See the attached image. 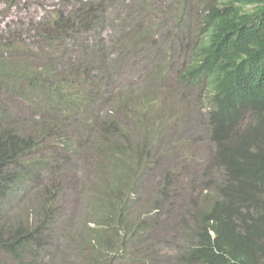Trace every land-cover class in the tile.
Listing matches in <instances>:
<instances>
[{
  "label": "trees",
  "instance_id": "trees-1",
  "mask_svg": "<svg viewBox=\"0 0 264 264\" xmlns=\"http://www.w3.org/2000/svg\"><path fill=\"white\" fill-rule=\"evenodd\" d=\"M73 1L78 5L67 15L58 12L48 19L47 28L36 29L47 48L57 52L42 71L31 67L29 57L45 54L26 53L32 49L19 47V33L8 27L0 31V250L24 264L38 255L57 257L61 245L76 243L78 264H109V257L115 264H165L156 257L151 236L158 226L156 207L145 203L147 209L134 208L142 199L146 178L158 166L151 153L154 143L147 140V131L146 136H138L121 124V117L134 111L136 120L149 123V110L167 97L158 94L162 80L156 69L151 76L158 80L154 98L147 99L143 89L125 84L117 92L107 91L114 86L115 70L125 72L134 57H141L146 34L119 30L107 48L97 36L106 14L103 4L109 6L111 0ZM199 31L205 42L201 39L193 62L177 83L186 88L208 86L205 123L215 147L216 170L214 184L200 189L203 197L188 198L190 223L179 222L176 228L181 255L177 250L173 260L177 264H264V0L205 1ZM87 33L94 37L90 46L81 41ZM7 35L16 38V44ZM202 49L209 54L208 61L201 59ZM31 98L49 105L43 122L13 106L14 99ZM57 106L71 109L68 119L57 114ZM80 110L92 116L105 112L81 123L82 133L70 135L67 126L78 119ZM99 122L104 124L101 137L109 145L98 139ZM56 125L63 129L50 140ZM162 128L153 124L152 135ZM84 149L102 156L83 157L85 164L80 157ZM75 158L90 173V189L97 193V210L90 220L85 218L84 231L77 238L64 224L70 202L59 183L61 176L64 182L73 177L69 167ZM164 186L160 182L154 191L162 196ZM130 241L134 249L128 248Z\"/></svg>",
  "mask_w": 264,
  "mask_h": 264
},
{
  "label": "rangeland",
  "instance_id": "rangeland-1",
  "mask_svg": "<svg viewBox=\"0 0 264 264\" xmlns=\"http://www.w3.org/2000/svg\"><path fill=\"white\" fill-rule=\"evenodd\" d=\"M205 1L211 2V0H185L180 9L177 10L180 6L178 3L175 10L172 11L169 0H111L109 6L104 5L106 14L103 16L101 33L97 36V39L108 48L111 40L120 35L119 30L130 34L144 32L146 43L144 42L142 51H149L147 58L140 60L134 57L125 72L119 74V71L115 70L111 77L116 84L121 82L131 88L143 89L147 99L154 98L153 93L158 89V80L151 78V76L155 74L153 68L156 66L158 69L156 75L162 80L158 94L172 98L170 105H166L164 101L153 105L152 110L146 115V120L149 123L142 119L136 120L138 114L135 111L130 113L128 117H121V124L131 134L137 132L138 136L147 135V140L154 143L151 153L157 158L158 166L151 177L146 178L145 187L140 193L142 199L134 208L147 209L145 203L156 207L154 210L155 223L158 222V226L151 236L153 244L158 250L156 257L165 264H177L173 260L177 250L181 255L179 248L181 242L177 240L176 228L179 227V222L186 225L190 223L187 213L188 198L191 196L195 201H199L204 195L200 189L214 184L212 179L216 169L212 154L215 147L209 138V126L205 123L209 114L207 112L209 105L206 101L207 88L204 84H194L186 88L177 83V72L184 68L185 62L190 59L191 53L199 43L201 5ZM68 10H70V5L62 4V0H0V31L8 27L11 32L19 33L17 36L19 47L32 49L26 53L45 54L43 57L35 56L32 59L29 57L31 67L42 71L49 57L57 55V52L47 48L46 44L48 43L39 34L40 28L44 30L47 28L48 19L57 17L58 12L67 15ZM6 38H11L14 44L17 42V39L10 35H7ZM93 38L91 36L89 38L87 33V37L83 35L81 41L90 46ZM162 49H166L172 54L173 60L171 62H165L163 59L155 61L152 53L161 52ZM161 56L165 57L166 54L162 52ZM112 88L113 85L109 86L107 91L112 90ZM13 102H15L13 106L22 108L29 117L36 119V121L41 122L42 120L43 122L49 114L47 111L49 105L45 102L39 104L34 98L29 100L14 99ZM159 109L158 119L163 122V128L158 134L152 135L154 116ZM175 110L182 113L181 118L167 122ZM56 112L58 115H65L68 119L70 114L67 113H71V109L66 110L62 106H57ZM104 112L101 110L96 113V116L101 118ZM79 113L78 119L71 126H67L71 131L70 135L74 131L82 133L84 126L81 123L89 117L97 119L95 115H89L86 111L80 110ZM108 119L111 118L108 116ZM245 122L246 119H243L242 123ZM103 125L101 122L97 123V127L100 129L97 136L101 144L109 145L101 137ZM62 127L56 125L50 131L49 139L54 140L63 129ZM184 129L187 132L182 134ZM145 131H147L146 135ZM89 136L96 135L89 133ZM156 137L161 140L169 139L170 143H159L152 139ZM81 155V160L85 164L87 160L102 156H97L86 149L82 151ZM73 161L74 164L69 167L72 169L73 177L70 181L64 182L61 176L59 183L62 184L63 192L68 196L70 202L66 206L68 216L64 220V224L77 238L80 231H84L85 218L90 220L92 211L97 210L94 205L97 193H93L90 189L92 180L90 173L86 174L87 171L83 163L76 158ZM216 180H218V176H216ZM160 182H165V186L160 188L163 190L162 196L154 191ZM163 243L166 244L163 245ZM127 246L134 249L135 243L130 241ZM79 250L80 248L76 243H71L67 247L61 245L58 250V258L38 255L35 256L34 260L26 259L23 263L78 264V258L74 255ZM114 253L111 251L110 254L113 255ZM107 261L109 264L116 263L113 257H109ZM0 264L18 263L0 250ZM187 264L192 263L187 262Z\"/></svg>",
  "mask_w": 264,
  "mask_h": 264
},
{
  "label": "clouds",
  "instance_id": "clouds-1",
  "mask_svg": "<svg viewBox=\"0 0 264 264\" xmlns=\"http://www.w3.org/2000/svg\"><path fill=\"white\" fill-rule=\"evenodd\" d=\"M86 1H88V0H86ZM163 1H166V0H163ZM89 2H92V1H89ZM184 2H185V0H169V4L171 5V9H172V11H174L175 10V6H176V4H178V3H180V6L182 5V4H184ZM62 4H64V5H70V9H72V8H75L77 5H78V2H74L73 0H62ZM109 4V2L108 3H106V4H103V6L104 5H108ZM141 4H142V2H141ZM179 6V7H180ZM155 8H156V5H155ZM177 10H178V8H177ZM199 26H200V24H199ZM199 36H200V32H199ZM201 39H202V44H204V35L201 33V37H200V40H199V43H200V41H201ZM198 43V44H199ZM63 46H69V44L68 43H64V45ZM143 46V45H142ZM142 46H141V52H140V54L139 55H141V57H139V59L140 60H145L146 58H147V56H148V53H149V51H147V52H143L142 51ZM198 46V45H197ZM197 49V48H196ZM195 49V50H196ZM195 50L191 53V55H190V59L187 61V62H185V65H184V68L181 70V71H178L177 72V78H178V76L183 72V70L184 69H186L193 61H192V58H193V55H194V52H195ZM162 52L164 53V54H166V56L165 57H162L161 56V54H162ZM153 54V57H154V59H155V61L157 62L159 59H163L165 62H171L172 60H173V58H172V54L170 53V52H168L166 49H162L161 50V52H157V53H152ZM201 59L203 60V61H208V57H209V54L207 53V52H205V51H203V49H202V51H201ZM156 69H157V67L155 66L154 68H153V72L154 71H156ZM199 84H204V83H199ZM121 85H124V83H121V82H119L118 84H116V82L114 83V86H113V89H114V91L115 92H117V90H119V88H120V86ZM205 85V84H204ZM206 86V85H205ZM206 88H207V91H208V96L206 97V101L207 102H210V100H209V94H210V91H209V89H208V86H206ZM160 101H164V103L166 104V105H170V103L172 102V98H170L169 96H167V97H165L164 99H162V100H159V101H157V102H160ZM157 102H155V103H157ZM209 105V104H208ZM153 108V107H152ZM150 110H152V109H150ZM149 110V111H150ZM159 115H160V109H159V111L157 112V114L154 116V120H153V124H158V125H160L161 127L163 126V122H161L158 118H159ZM178 116L180 117V116H182V113L181 112H179L178 110H175V111H173L172 113H171V115H170V117H169V119L167 120V122L168 121H176L177 119H178Z\"/></svg>",
  "mask_w": 264,
  "mask_h": 264
}]
</instances>
